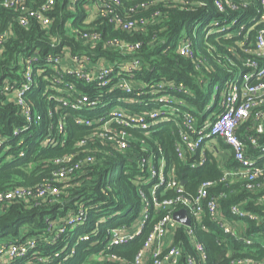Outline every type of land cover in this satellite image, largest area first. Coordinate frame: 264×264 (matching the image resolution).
Instances as JSON below:
<instances>
[{
	"label": "trees",
	"instance_id": "trees-1",
	"mask_svg": "<svg viewBox=\"0 0 264 264\" xmlns=\"http://www.w3.org/2000/svg\"><path fill=\"white\" fill-rule=\"evenodd\" d=\"M122 1L126 8L147 1L148 6L138 8L132 14L133 19L152 18L157 11H160L161 16L152 18L144 31L127 32L115 29L107 18L87 22L89 9L85 1L75 2L74 8L70 9L69 0H57L54 23L50 28L51 34L59 38V41L54 42L47 30L39 24L30 28L22 27L16 20V13L5 8L0 10V34L12 30V36L0 52V136L6 139L7 146L6 149L0 150V191L48 183L52 180L53 172L60 169L73 170L68 178L69 188L78 184L68 190L70 194L64 192L57 197L55 203L42 201L36 204L35 200L27 202L24 199H16L0 206L1 245L24 243L29 239L38 238L35 249L31 248L26 255L4 264H97L99 261L93 257L106 247L107 243H94L103 239L108 228L131 225L143 212L145 205L139 189L143 188L152 201L153 184H144L140 188L135 181L144 173L138 169L134 159L129 158L128 153L119 151L116 144L102 139L97 132L98 125H89L82 121L83 118L94 120L103 115L104 109L100 108L108 99L105 95L115 99L135 96L141 102L135 106L130 105V108L137 113L151 109H159L162 112L161 121L158 120L159 122L149 130L154 140L147 136L146 131L119 123H114V127L127 129L136 139H144L156 152L161 146L166 156V169L175 167L176 176L183 183L185 194L196 195L202 183L212 181L213 185L208 190L205 203L207 199L218 198L226 216L232 215V207L235 205L252 211L262 218L263 222L259 224L248 221L250 231L264 229V173L253 181V184L260 186L251 190L247 188L246 180L225 179V170L212 152H206L205 161L198 167H192L190 162L181 159L177 152L182 133L193 134L183 125L185 114H192L196 118L197 129H200L210 113L220 111L218 103L221 93L216 92L212 103L216 81L220 79V74L226 76L231 70L237 71L239 66H242L240 56L246 57L247 54L240 47H236L237 38L217 34L202 40L196 39V34L198 37L202 34V26H196V18L206 9L214 8L213 0H204L207 2L206 7L192 5L196 0ZM256 1L254 8L260 5L259 0ZM254 8L244 10L245 16L254 15ZM68 21L73 22L79 35L98 31L101 34V42L91 48L81 41L79 36L69 35L65 31ZM255 33L256 31H253L252 36ZM186 38L191 41L195 59L182 54L179 49ZM109 40L138 43L140 46L134 56L141 58L142 66L132 73L122 71L121 67L128 55L108 47L106 43ZM63 46H69L80 56L88 54L93 60L105 56L108 60L117 62L114 75L121 73L115 81L106 86H100L99 80L88 81L84 76L73 73L65 74L61 81L48 78L47 76L54 74V69L42 58L61 52ZM30 55L42 57L37 63L38 68L44 70L41 75L35 72L33 88L26 98L27 107L39 118L40 124L28 122L22 113V107L8 99V91L5 89L7 82L13 84L18 80V86L25 82L21 62ZM120 78L133 81V95L118 87L114 93H109V89L115 86L114 82L117 83ZM209 82H212L209 85L214 83L210 91L207 90ZM82 95L91 100L97 99L96 107L88 110L85 106L86 109L72 106L83 100ZM165 95L166 100H158L160 96ZM60 98H63V101H59ZM208 106H211V111L207 114L205 109ZM60 120H63L64 129L57 143L44 145L49 129L57 135ZM245 127L246 125L242 126L239 133H242ZM18 128L21 132L16 136L14 132ZM130 151L146 153L135 142L128 152ZM253 151L259 152L260 149ZM197 153H200V150ZM9 156L13 160H6ZM89 157L95 160L86 162ZM194 159L196 158L193 157L192 160ZM119 162L121 167L114 174V168ZM237 166L238 163L232 154L225 167L235 169ZM177 193L175 189L164 190L163 186L157 197H175ZM78 202L88 210V221L76 229H68L61 235L57 244L45 243L49 221L74 215L80 205ZM151 208V217L144 229L128 244L107 250L108 253L115 252L129 260L134 259L163 215L159 210H154L153 205ZM190 216L197 238L205 246L209 257L208 264H228L233 259L264 256L260 243L248 245L242 239L226 234L220 225L210 221L207 214L204 223L209 231L198 226L191 213ZM97 227L101 230L98 236L94 234ZM86 233L91 234L90 239L81 240L75 245L77 237ZM175 240L182 241L186 247L190 246L185 227L179 228ZM67 241L71 242L70 247L57 256ZM73 247L75 252L68 255ZM36 251L39 255L49 256L50 261L37 260L34 255Z\"/></svg>",
	"mask_w": 264,
	"mask_h": 264
},
{
	"label": "built area",
	"instance_id": "built-area-1",
	"mask_svg": "<svg viewBox=\"0 0 264 264\" xmlns=\"http://www.w3.org/2000/svg\"><path fill=\"white\" fill-rule=\"evenodd\" d=\"M79 1H85L87 8L97 7L93 19H90L89 16L87 22L97 18H107L115 29L127 32L144 31L152 18L161 16L160 11H157L152 18L133 19L132 14L140 7H147V1L126 8L122 0H69L68 7L73 9L75 2ZM255 2L257 1L213 0L214 8L206 9L196 18V26H202L200 27L202 34L200 37L196 34V39L202 40L217 34H223L228 38H237L236 44L238 46L236 47H240L247 56H240L242 66H239L237 71L231 70L223 80L225 83L215 85L214 90L221 93L218 103L220 111L210 113L200 129H197L196 118L192 114L186 113L183 118V125L193 134L182 133L181 140L177 144L179 157L184 161H189L192 167H198L203 164L206 159V152L210 149L204 147L206 139H222L229 146L235 161L238 163L235 169L225 171L224 178L229 181L246 180V186L251 190L260 186L253 184V181L264 173V139H262V135H264V0H259L260 5L258 8H254ZM191 4L196 5V7L207 6V2L204 0H196ZM56 5L57 0H44L42 2L41 0H1L0 10L5 8L16 13V20L22 27L30 28L34 24H39L47 30L52 41L55 42L59 41V38L57 35L51 34L50 28L54 23L53 15ZM250 8H254L256 13L247 17L245 11ZM1 23L0 19V25ZM65 31L71 36H79L80 40L91 46V48L101 42V34L98 31L85 32L79 35L72 21L66 23ZM253 31H256V33L252 36ZM11 36V29L0 34V52ZM106 45L128 55V59L121 67L122 71L132 73L142 66L141 58L134 56L136 49L140 46L138 43H130L125 40H109ZM179 49L182 54L195 59V53L191 48L189 39H184ZM41 58L38 55H30L26 59H22V76L25 82L21 86H18V80L13 84H10L11 82L5 84L8 99L15 101L22 107V113H24L28 122L37 124H40V120L27 107L26 98L33 88L35 72L39 75L44 73L43 69L38 68L39 64L37 62ZM42 60L48 62L54 69V74L47 77L58 81H61L65 74L73 73L84 76L88 81L99 80L100 86H106L115 81L121 73L114 75L117 71V62L110 61L105 56H101L97 60H93L88 54L80 56L75 54L69 46H63L61 52L49 54ZM238 72H240L239 76L237 75ZM114 85L109 89V93H114L115 88L118 87V89L125 90V93L133 95V81L120 78L117 83L114 82ZM82 97L83 100L79 104L72 106L76 108L86 107L88 110H92L98 104L97 99L91 100L85 95H82ZM104 97H108V99L100 108L101 110L104 109L103 115L94 120L83 118L82 121L89 125H98L99 131L97 132H99L102 139L116 144L119 151L123 154L128 153V157L134 159L138 169L144 173L135 179L136 183L140 188L144 184H153L151 193L154 197L151 201L143 188L139 189L145 205L143 212L139 219L131 225L108 228L103 239H98L94 243V245L105 243V241L107 243L106 247L95 255V259L99 261L97 264H208V254L204 244L197 238L192 219L191 224L186 225L174 217L175 212L181 209H186L189 216L191 213L195 223L206 231H209L208 226L206 227L204 223V217L207 214L210 221L220 225L226 234L236 239H242L248 245L260 243L264 250V229L251 232L248 224V221L262 224V218L254 212L243 210L236 205L232 207V215L226 216L222 211L218 198L207 199L205 203V199L209 194L208 190L213 185L212 181L202 183L196 195L185 194L183 183L176 176L175 167L169 170L166 169V156L161 146H159V151L156 152L153 150V146L146 143L144 139H136L134 134L127 129L126 131L114 127V123H119L126 127L146 131L147 136L153 139L149 130L152 125L160 120L162 112L159 109L137 113L130 108L132 107L130 105L135 106L141 102L135 96L130 98L118 97L116 99L110 95ZM56 99H58L57 96ZM158 100H166V95L160 96ZM59 101H63V98H60ZM209 111H211V106L205 109V113L208 114ZM245 125L246 127L242 133H239L241 127ZM58 126L57 135L49 129L43 142L44 145L57 143V139L64 129L63 120H60ZM20 132L21 129L18 128L14 133L18 136ZM134 142L146 153L128 152ZM154 142L156 143V141ZM6 148V139L0 136V150ZM256 149H260V151L254 152L253 150ZM198 150H200V153H197ZM212 153L214 154V152ZM193 157L196 159L192 160ZM68 159L70 160L71 157ZM6 160L11 161L13 159L9 156ZM94 160L95 158L89 157L86 162L90 163ZM57 161L60 162V160ZM117 170L118 165L114 168V174ZM72 171V169L55 170L52 180L48 183L0 191V206L16 199H24L27 202L35 200L36 204L42 201L55 203L57 197L61 196L62 193L67 192L70 194L68 190L78 185L76 183L69 188L68 178ZM163 186L164 190L175 189L178 192L177 195L160 199L157 194ZM78 204L80 205L74 215L68 216L66 219L58 217L49 221L48 234L44 238L45 243L49 245L57 244L61 239V235L66 233L68 229H76L88 221V210L80 202ZM152 205L154 210H159L163 215L154 225L143 248L138 251L134 259L129 260L115 252L108 253L107 250L128 244L144 229L151 217ZM181 226L185 227L190 243L189 247L183 245L182 241L177 242L175 240L176 233ZM94 234L96 236L100 235L101 230L98 227L95 228ZM90 236V233L79 235L74 244H79L81 240H88ZM37 240L38 238H32L24 243L0 244V264L26 255L31 248L35 249L37 247ZM70 243V241H67L57 256L67 251ZM73 252H75V247L71 249L68 255ZM228 253L229 256L230 252ZM34 255L40 261L47 262L51 259L49 256L39 255L37 251L34 252ZM228 264H264V256L233 259Z\"/></svg>",
	"mask_w": 264,
	"mask_h": 264
},
{
	"label": "crops",
	"instance_id": "crops-1",
	"mask_svg": "<svg viewBox=\"0 0 264 264\" xmlns=\"http://www.w3.org/2000/svg\"><path fill=\"white\" fill-rule=\"evenodd\" d=\"M209 142H211L212 148L208 149V147H206L208 151L214 152L220 165L224 168L225 171L228 170V168L225 167V164L229 160L230 156H232V152L229 146L222 139H210Z\"/></svg>",
	"mask_w": 264,
	"mask_h": 264
},
{
	"label": "rangeland",
	"instance_id": "rangeland-1",
	"mask_svg": "<svg viewBox=\"0 0 264 264\" xmlns=\"http://www.w3.org/2000/svg\"><path fill=\"white\" fill-rule=\"evenodd\" d=\"M88 9L90 10L89 11V16H90V19H93L94 15H95V11H97V7L94 6V7H88ZM237 75L239 76L240 75V72L237 73ZM225 76L223 74H220V79L218 81H216V84H220L223 82ZM212 82H209L208 85H207V90L210 91L211 89V86L213 87L214 86V83L212 85H209L211 84ZM216 94V91L214 90V95H213V99H212V103H214V96ZM210 139H206V142L204 144V147H209L210 149L212 148L211 146V142H209ZM209 143V145H208ZM121 167V162L118 163V171ZM95 258V256L93 257V259Z\"/></svg>",
	"mask_w": 264,
	"mask_h": 264
},
{
	"label": "water",
	"instance_id": "water-1",
	"mask_svg": "<svg viewBox=\"0 0 264 264\" xmlns=\"http://www.w3.org/2000/svg\"><path fill=\"white\" fill-rule=\"evenodd\" d=\"M175 219H177L178 221L186 224V225H190L191 224V218L189 216V214L187 213L186 209H181L179 211H176L174 214Z\"/></svg>",
	"mask_w": 264,
	"mask_h": 264
}]
</instances>
